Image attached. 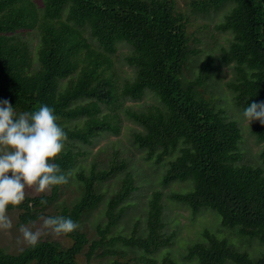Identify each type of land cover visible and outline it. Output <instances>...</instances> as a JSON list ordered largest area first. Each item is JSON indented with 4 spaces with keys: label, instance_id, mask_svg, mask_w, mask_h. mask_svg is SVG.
Instances as JSON below:
<instances>
[{
    "label": "trees",
    "instance_id": "16d2710c",
    "mask_svg": "<svg viewBox=\"0 0 264 264\" xmlns=\"http://www.w3.org/2000/svg\"><path fill=\"white\" fill-rule=\"evenodd\" d=\"M189 4L193 12L203 14L226 7L215 28L231 34L220 56L232 64L234 77L227 84L241 109L264 101V0ZM188 24L187 14L174 0H41L39 6L33 0H0V98L8 99L17 113L48 104L67 133L54 158L67 182L50 186L48 194L25 196L20 204L8 205L20 210L21 223L38 218L57 198L60 185L70 181L78 156L84 154L80 146L74 150L76 141L90 144L102 132L118 131L108 114L100 115L102 106L120 108V97L138 100L150 92L157 104L125 112L142 127L133 132V142L147 158L160 163L178 150L161 181L166 185L191 179L192 188L170 197L192 213L214 210L223 227L264 243V168L240 162L237 121L199 89L210 76L212 55L200 61L195 77L186 76L198 52L190 44ZM32 29L39 36L35 47L22 36ZM119 43L130 47L124 60L134 71L122 83L110 69ZM252 132L263 142L259 156L264 165V124L254 123ZM122 168L123 161L112 159L105 168L93 165L73 174L77 199L51 215L68 216L78 224L73 232L62 233L70 240L68 246L50 239H39L36 246L28 244L16 253L0 246V264H90L94 256H111L114 264H175L168 254L153 256L173 237L161 232L160 191L148 201L146 234L113 233L126 208L122 202L134 188L128 175L107 199L106 222L95 226L98 238L89 240L83 231V218L102 200L101 182ZM201 235L187 247L185 259L198 264H264V252L251 257L206 229Z\"/></svg>",
    "mask_w": 264,
    "mask_h": 264
},
{
    "label": "rangeland",
    "instance_id": "374dc122",
    "mask_svg": "<svg viewBox=\"0 0 264 264\" xmlns=\"http://www.w3.org/2000/svg\"><path fill=\"white\" fill-rule=\"evenodd\" d=\"M38 6L41 0H33ZM176 7L185 12L189 18L188 33L190 35V44L198 52L193 55L185 70L188 78L197 75L200 61L207 55L213 57V68L209 78L200 87L204 95L224 111L226 116L237 121L241 130V140H239L240 162L249 163L255 166L264 165L260 159V150L263 142L259 141L252 132V125L259 120H253L248 124L242 117V107L235 102L234 91L228 86L227 82L233 79L234 72L232 64H225L221 60V47L227 46L231 34L215 28V24L221 19L226 7L218 12H209L206 14L193 12L190 6L191 0H174ZM22 36L32 47L38 43L39 36L36 29L23 33ZM130 47L124 43H119L117 50L111 55L112 65L110 67L114 76L119 82L126 78H132L133 68L129 66L124 56ZM122 83V82H121ZM120 83V84H121ZM122 106L106 107L102 106V114H108L110 123L118 127V131H105L92 139L90 144L76 141L74 150L80 146L83 155L78 156L74 168H72L71 178L68 183L61 184L57 198L44 208L41 215L27 223H21L19 219L20 210L7 208L6 215L12 221L9 229H0V246L8 252L16 253L28 244L23 238L20 227L27 226L33 231L40 233L39 239H50L59 241L63 246H68L70 240L62 233H56L51 226L45 225V218L56 214L63 204L70 205L79 195L75 178L73 174L79 169L88 171L93 165L96 169L105 168L112 159L124 162V168L118 170L111 177L100 184L103 192L102 200L97 207L92 209L88 215L83 218L82 228L86 232L89 240L98 238L96 233V224L106 222L104 211L106 209L107 199L119 189L121 182L128 175L134 185L129 197L122 202L126 208L113 229V233H125L127 235L133 232L136 235H143L147 232L146 214L148 201L154 191L161 192L162 204V222L161 232L165 235L173 234L171 241L159 248L153 256L161 258L164 254L170 255L175 264H198L195 259H185L184 255L187 247L195 241L201 240L202 231L208 230L214 233L218 238L225 239L234 249L246 251L251 257H255L264 252V243L253 238L248 240L242 235H238L235 228H226L221 224V216L214 210L204 209L198 213H192L183 203L173 200L170 194L175 191L186 192L192 188L191 179L175 180L163 185L161 178L169 160L173 159L178 150L172 151L164 160L157 163L154 158H147L144 149L139 148L133 142V132L141 130L142 127L126 115L125 109L143 110L150 105L157 104L156 97L147 92L141 99L134 100L130 98L118 99ZM80 123L82 120H79ZM25 196H34L50 193V187L44 191H37L35 185L25 188ZM87 248V247H86ZM81 259L86 262L82 255ZM90 264H114L111 256H94ZM226 264H231L227 261Z\"/></svg>",
    "mask_w": 264,
    "mask_h": 264
},
{
    "label": "clouds",
    "instance_id": "9594fccd",
    "mask_svg": "<svg viewBox=\"0 0 264 264\" xmlns=\"http://www.w3.org/2000/svg\"><path fill=\"white\" fill-rule=\"evenodd\" d=\"M242 117L248 124L253 120L264 124V101L248 104L242 110ZM66 135L48 104H41L31 112L17 113L8 99L0 98V229L11 228L7 206L20 204L26 187L35 185L37 191H44L67 182L68 177L54 162ZM44 224L58 234L73 232L78 227L71 217L64 215L49 216ZM20 231L27 244L37 245L38 231L23 225Z\"/></svg>",
    "mask_w": 264,
    "mask_h": 264
}]
</instances>
